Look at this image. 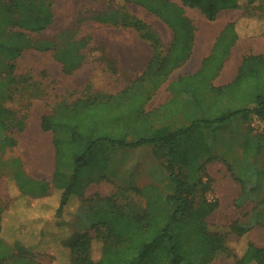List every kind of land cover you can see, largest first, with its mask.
<instances>
[{"label":"trees","instance_id":"1","mask_svg":"<svg viewBox=\"0 0 264 264\" xmlns=\"http://www.w3.org/2000/svg\"><path fill=\"white\" fill-rule=\"evenodd\" d=\"M181 3L182 6L168 0H115V3H108L107 11L81 19L82 22L92 20L133 29L142 39L149 41L153 54L143 73L119 93L97 92L73 103L61 104L52 116L42 117L43 130L54 133L56 166L52 184L60 191L56 215H61L72 204L73 196L82 198L91 183L105 178L102 172L98 179L93 177L94 154L100 144L120 148L154 146L155 156L165 158L176 190L175 194L164 198L154 188L135 189L137 195L146 199L143 210L128 204L118 205L112 198H99L90 230L73 233L62 240L67 257L70 255V264H211L220 254L232 258L235 264H264V248L249 242L245 252L239 254L226 244L225 235L211 233L203 221L195 220L197 215L207 214L205 211L184 216L189 210L190 197L198 188L208 191L210 182L200 178L192 183L191 173H176V167L204 170L207 163L215 160L204 143L201 128L234 118L246 121L250 116L264 121L263 55L245 56L232 83L224 87L212 85L239 38L238 22L224 27L210 56L196 74L180 77L169 85V90L176 97L181 95L189 108L178 107L176 113H191L192 124L177 130L154 128L152 121L156 112L145 109L146 103L169 80L173 71L184 65L193 53L196 28L186 16L184 6L197 9L211 22L227 10H242L245 18L264 21V0H181ZM115 4L118 8H113ZM134 4L157 16L171 29L173 38L165 54L161 40L152 28L127 10L126 6ZM54 20L53 0H0V56L5 61L15 60L32 47L26 33L10 31L11 28L41 33ZM240 32L244 34L245 29ZM86 49L84 40L69 41L66 51L55 55L65 74H74L89 60L107 62L103 50L96 55L86 53ZM112 68L115 70L114 66ZM138 100L140 105L132 106ZM232 101L241 104L228 108ZM168 106L169 103L162 108ZM19 128L23 129L21 123ZM254 138L256 135L250 132L244 143L245 154L249 153L250 145L256 143L252 141ZM260 148L257 144V150ZM61 150L65 152L64 162L57 156ZM203 158H206L205 165L200 163ZM228 170L232 172L230 166ZM239 183L241 196H244L245 183ZM19 189L23 196L40 199L49 195L50 186L33 182L27 193L20 184ZM3 213L2 208L0 264H39V251L27 248L19 240L9 243L2 237ZM92 231H95L94 236ZM232 231L243 238L249 228L234 225ZM95 242L100 244L98 258L93 254Z\"/></svg>","mask_w":264,"mask_h":264},{"label":"rangeland","instance_id":"2","mask_svg":"<svg viewBox=\"0 0 264 264\" xmlns=\"http://www.w3.org/2000/svg\"><path fill=\"white\" fill-rule=\"evenodd\" d=\"M168 1L182 6L181 0ZM109 2L115 3V0H53L55 20L46 30L32 33L20 28L10 29L26 33L32 47L15 60L5 61L0 56V209H4L2 237L9 243L19 240L27 248L39 251V264H70V255L67 257V249L62 240L73 233L90 230L92 214L99 198H112L118 205L128 204L134 209L143 210L146 199L137 195L135 189L154 188L164 198L175 194L176 188L171 181L167 162L165 158L155 156L152 145L120 148L100 144L94 154L93 177L98 179L102 172L105 178L91 183L82 198L73 196L72 204L61 215H56L60 191L53 187L49 177L51 171L43 180L32 174L37 160L31 155L34 148L42 149L41 153L48 156V159L55 148L54 133L42 128L43 116H52L59 105L73 103L97 92L119 93L143 73L152 57L153 50L149 41L142 39L133 29L92 20L81 21L95 13L107 11ZM113 6L118 8L116 4ZM126 7L132 15L152 28L160 38L162 52L165 54L173 38L171 29L140 6L134 4ZM184 9L198 26L204 23L215 27L213 38L219 28L233 21L245 28L244 34L251 33L255 35L253 38L257 35V26L253 25H257L258 20L245 18L242 10L222 11L217 20L211 22L197 9L186 6ZM80 40L87 44L86 53L98 55V51L103 50L108 60L106 63L89 60L74 74L67 75L55 55L63 54L69 41ZM241 44L244 57L257 52V38L246 39ZM211 47L210 44L208 52ZM183 74L185 70L182 66L177 67L169 80L146 103L147 111L156 112L152 121L154 128L177 130L192 124L191 113H176L178 107L189 109L184 98L181 95L176 97L168 89L169 84ZM173 99L176 100L174 103L171 102ZM139 103L138 100L132 106H138ZM168 103L167 108H162ZM240 104L232 101L228 108ZM246 122H250L246 128L242 126L244 121L240 118L201 128L204 143L210 148L215 160L205 165L206 158H203L200 163L205 165V169L199 171L176 167V173H191L192 183L200 178L210 182L208 191L198 188L194 196L190 197L189 210L184 216L205 211L207 214L202 217L197 215L195 220L203 221L209 232L225 235L226 244L239 254L245 252L249 242L264 248V121L261 120L259 128L253 116ZM20 123L23 125L22 130L19 128ZM250 132L256 135L252 140L256 143L250 145L249 153L245 154L244 143L250 137ZM257 144L261 147L258 151ZM44 155L40 159L43 164L47 162ZM57 156L64 162L63 150ZM229 166L232 172L228 170ZM236 179L245 183L244 196H241L242 187ZM33 182L48 183L49 195L40 199L23 196L19 184L27 193ZM236 203L241 205L237 206ZM234 225L248 227L247 236L242 238L233 232ZM91 235L94 236L95 231ZM93 254L95 258L100 255L98 242L94 243ZM211 264H235V261L220 254Z\"/></svg>","mask_w":264,"mask_h":264},{"label":"crops","instance_id":"3","mask_svg":"<svg viewBox=\"0 0 264 264\" xmlns=\"http://www.w3.org/2000/svg\"><path fill=\"white\" fill-rule=\"evenodd\" d=\"M227 11H235V10H227ZM185 13H186V11H185ZM186 16L188 18H190V16L187 13H186ZM219 16H220V14H219ZM233 22H235V21H233ZM193 24L196 28L195 44L193 47V53H192L190 59L184 65H182V68L185 70V74L181 75V77L192 76V75L196 74L201 69L203 61L210 56L217 37L219 36L220 32L224 29V27L228 23L224 24L222 29L219 28L217 30L218 34L216 35L215 38H213L214 32H216L215 27H210L208 25H205L204 23L200 24V26H198V24H196L195 22H193ZM239 26L240 25L238 24L237 25V31L239 33L238 34L239 38H238L236 44L234 45V47L231 49L229 56L224 61V65H223V68H222L220 74L216 77V79L214 81V85L216 87H224V86L232 83L236 79V77L238 75L239 68L242 65L243 58L245 55L242 52V49L240 47V46H242V44H241L242 41H244L246 39L247 40H253V39L257 38V52H253V55H263L264 56V48H263L264 47V36H263V34H264V21H257V25H255V23H254L253 26H257V35L255 38L252 37L255 35H252L251 33L241 34L240 29H243V27H239ZM210 44L212 45V47H211L210 51L208 52V47ZM236 61H237V64L235 65ZM177 80H174L172 82H175ZM168 89H169V86H168ZM240 120H242V119H240ZM253 120L255 123L257 122V128H259L258 125L261 124V119H259L258 117H254ZM243 121H244V123H242V126L244 128H246V127H248V125H250V122H246L245 120H243ZM254 124L252 126H254ZM247 132H248V130L245 132V137L248 134ZM44 157H45V161L47 160V162L45 164H43L42 161L39 162V158H37V160L34 164L36 166V169H33L32 174H34L36 178L43 180L44 177H47L48 173L51 171V173L49 174L50 175L49 177L51 179H53L55 166H56L55 148H54V151L52 153V156H49V159H48V156H44ZM23 160H25L24 157H23Z\"/></svg>","mask_w":264,"mask_h":264},{"label":"bare ground","instance_id":"4","mask_svg":"<svg viewBox=\"0 0 264 264\" xmlns=\"http://www.w3.org/2000/svg\"><path fill=\"white\" fill-rule=\"evenodd\" d=\"M204 28V27H203ZM38 149V148H37ZM36 148H34V150L32 151V156L33 157H36V158H38L39 157V161H40V159L42 158V156L44 155V153L42 154L41 152L43 151L42 149H38L37 150ZM45 156V155H44Z\"/></svg>","mask_w":264,"mask_h":264}]
</instances>
